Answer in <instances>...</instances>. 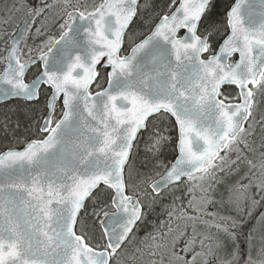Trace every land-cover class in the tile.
I'll use <instances>...</instances> for the list:
<instances>
[{"label":"snow or ice","instance_id":"6c2138e0","mask_svg":"<svg viewBox=\"0 0 264 264\" xmlns=\"http://www.w3.org/2000/svg\"><path fill=\"white\" fill-rule=\"evenodd\" d=\"M0 264H264V0H0Z\"/></svg>","mask_w":264,"mask_h":264},{"label":"trees","instance_id":"16d2710c","mask_svg":"<svg viewBox=\"0 0 264 264\" xmlns=\"http://www.w3.org/2000/svg\"><path fill=\"white\" fill-rule=\"evenodd\" d=\"M250 227H251V225H250ZM143 231H144V228L142 227V230H141V235L143 234Z\"/></svg>","mask_w":264,"mask_h":264}]
</instances>
